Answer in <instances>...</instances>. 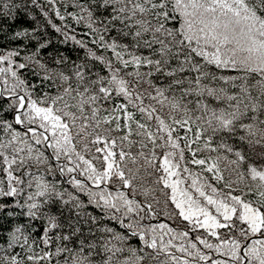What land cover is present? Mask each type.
Masks as SVG:
<instances>
[{"label": "snow or ice", "instance_id": "snow-or-ice-1", "mask_svg": "<svg viewBox=\"0 0 264 264\" xmlns=\"http://www.w3.org/2000/svg\"><path fill=\"white\" fill-rule=\"evenodd\" d=\"M37 10L0 49V264H264V0H0Z\"/></svg>", "mask_w": 264, "mask_h": 264}, {"label": "trees", "instance_id": "trees-1", "mask_svg": "<svg viewBox=\"0 0 264 264\" xmlns=\"http://www.w3.org/2000/svg\"><path fill=\"white\" fill-rule=\"evenodd\" d=\"M43 3V0H41ZM32 15L36 16V20H32L25 12L19 11L14 19H8L5 18L3 20H0V49L2 50H8V49H15L19 47H23L27 45L28 49L30 50L34 44L35 41L32 43H29V41L23 37L13 39V36L16 32L24 31L27 29L29 33L32 32L33 28H36L39 26L40 32H45L46 27V21L42 16H40L38 10L33 11ZM53 22L59 24L58 21L55 20L54 17H52ZM85 31V29H79L77 32V35L79 37L80 32ZM46 36L47 38H50L53 41L54 47H50L46 52L45 55H48L52 51H54V48H59L61 51L65 52L66 54H71L73 58L76 56V52L73 51V47L69 45H63L60 44L58 34L54 32V30L51 28V26H47L46 28Z\"/></svg>", "mask_w": 264, "mask_h": 264}]
</instances>
